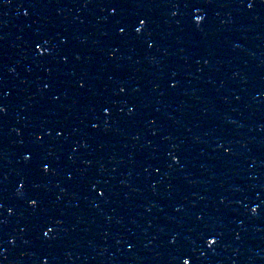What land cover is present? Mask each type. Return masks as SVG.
<instances>
[{"label": "water", "instance_id": "1", "mask_svg": "<svg viewBox=\"0 0 264 264\" xmlns=\"http://www.w3.org/2000/svg\"><path fill=\"white\" fill-rule=\"evenodd\" d=\"M0 264H264V0H0Z\"/></svg>", "mask_w": 264, "mask_h": 264}]
</instances>
